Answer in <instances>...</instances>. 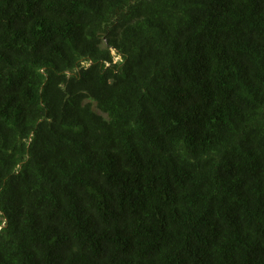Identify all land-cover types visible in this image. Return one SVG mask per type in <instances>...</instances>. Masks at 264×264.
Returning a JSON list of instances; mask_svg holds the SVG:
<instances>
[{
	"label": "trees",
	"instance_id": "obj_1",
	"mask_svg": "<svg viewBox=\"0 0 264 264\" xmlns=\"http://www.w3.org/2000/svg\"><path fill=\"white\" fill-rule=\"evenodd\" d=\"M0 264H264V0H0Z\"/></svg>",
	"mask_w": 264,
	"mask_h": 264
},
{
	"label": "rangeland",
	"instance_id": "obj_2",
	"mask_svg": "<svg viewBox=\"0 0 264 264\" xmlns=\"http://www.w3.org/2000/svg\"><path fill=\"white\" fill-rule=\"evenodd\" d=\"M117 59V58H116Z\"/></svg>",
	"mask_w": 264,
	"mask_h": 264
}]
</instances>
